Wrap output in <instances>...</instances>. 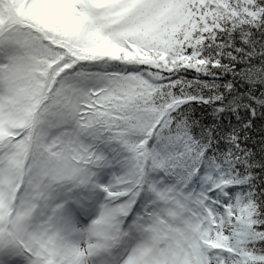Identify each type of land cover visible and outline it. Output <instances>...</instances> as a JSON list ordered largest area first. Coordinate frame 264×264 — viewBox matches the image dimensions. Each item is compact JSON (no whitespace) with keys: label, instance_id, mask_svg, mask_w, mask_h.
Returning a JSON list of instances; mask_svg holds the SVG:
<instances>
[{"label":"snow or ice","instance_id":"snow-or-ice-1","mask_svg":"<svg viewBox=\"0 0 264 264\" xmlns=\"http://www.w3.org/2000/svg\"><path fill=\"white\" fill-rule=\"evenodd\" d=\"M0 264H264V0H0Z\"/></svg>","mask_w":264,"mask_h":264}]
</instances>
